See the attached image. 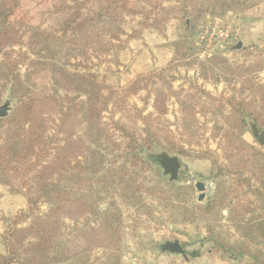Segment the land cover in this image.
Returning <instances> with one entry per match:
<instances>
[{"label":"rangeland","instance_id":"rangeland-1","mask_svg":"<svg viewBox=\"0 0 264 264\" xmlns=\"http://www.w3.org/2000/svg\"><path fill=\"white\" fill-rule=\"evenodd\" d=\"M65 2L70 0H19L13 19L40 26L53 36L61 62L95 73L111 87L116 96L103 115L110 128L120 122L140 133L138 112L156 116L159 93L160 128L175 144L169 154L181 162L177 183L184 189L174 209L160 194L144 192L152 210L147 213L127 206L114 191L87 193L89 207L99 204L102 212L117 201L124 226L121 264H264V146L254 138L264 131V0H89L79 11L74 3L59 11ZM76 14L89 20L79 32L66 26ZM25 32L20 28L15 57L27 50ZM33 81L43 113L53 115L51 73H37ZM136 81L140 90L129 96ZM232 97L244 103L237 114ZM169 178L157 164L139 182L167 190ZM198 183L206 186L201 202ZM72 186L77 199L83 186L77 180ZM26 193L18 181L0 183V255H7L9 242L16 253L30 256V243L38 240L29 229L41 226L48 207L30 212ZM90 208L65 215L73 235L68 253L82 254L67 264H101L112 246ZM176 240L188 261L159 249ZM224 247L239 252L226 253Z\"/></svg>","mask_w":264,"mask_h":264},{"label":"trees","instance_id":"trees-1","mask_svg":"<svg viewBox=\"0 0 264 264\" xmlns=\"http://www.w3.org/2000/svg\"><path fill=\"white\" fill-rule=\"evenodd\" d=\"M10 1L0 0V108L6 111L0 117V183L20 182L27 191L29 211L46 204L48 213L41 226L29 229L38 235L37 242L30 243V256L16 253L6 242L8 253L0 255V264H67L82 254L68 253L73 235L72 231H66L64 220L68 217L65 215L71 217L74 208H90L87 193L91 197H100L114 191L127 206L147 213L152 210L144 199V192L160 194L174 209V198L181 201L180 191L184 189L178 181H167V190H163L157 186L146 188L139 179L157 165L151 156L169 154L175 144L160 128V117L164 112L158 92L154 104L158 116L138 112L136 119L144 125L140 133L120 122H112L110 128L103 115L116 93H112L111 87H107L95 73L82 71L77 66L71 68L70 64L61 62L58 51L52 46L53 36L40 26L16 22L13 18L19 0ZM88 1L70 0L58 6L59 11L69 9V3L76 4L79 11L81 4ZM79 17V14L72 15L66 26L81 31L89 20ZM20 28L28 37L27 50L15 57L13 46L20 43ZM21 65H26L25 73L20 71ZM40 72H50L53 77L52 94L48 97L56 111L51 116L43 113L44 105L36 97L38 87L33 77ZM138 86L139 81L130 86L129 96L140 90ZM104 91H108V96ZM13 103L17 104L12 107ZM230 105L237 114L244 103H237L232 97ZM261 125L264 129V123ZM76 180L83 186L77 199L72 186ZM98 205L90 208V215L99 218L98 223L107 231L112 244L100 262L121 264L124 232L121 210L115 198L110 208L103 212ZM212 206L209 203L205 207L208 213ZM209 233H213L211 228ZM231 249L224 247L226 253L239 252L238 248Z\"/></svg>","mask_w":264,"mask_h":264},{"label":"water","instance_id":"water-1","mask_svg":"<svg viewBox=\"0 0 264 264\" xmlns=\"http://www.w3.org/2000/svg\"><path fill=\"white\" fill-rule=\"evenodd\" d=\"M241 47L242 43H239L235 47V49H241ZM4 114V112L0 113V117L4 116ZM254 138L256 142H258L261 146H264V131H262L259 135H254ZM151 158L156 164H158L163 169L164 175L170 176V181H178L179 171L181 167L179 157L171 156L170 154L164 152L160 154H154L153 156H151ZM196 188L202 193L199 197V201L201 202L205 198L204 192L206 190V186L203 183H198L196 185ZM159 249L163 253L181 255L182 257H184L185 260L188 261V255L185 249L183 248L182 244L178 240L174 242H166L162 246H160Z\"/></svg>","mask_w":264,"mask_h":264},{"label":"flooded vegetation","instance_id":"flooded-vegetation-1","mask_svg":"<svg viewBox=\"0 0 264 264\" xmlns=\"http://www.w3.org/2000/svg\"><path fill=\"white\" fill-rule=\"evenodd\" d=\"M169 180H170V178H169Z\"/></svg>","mask_w":264,"mask_h":264}]
</instances>
